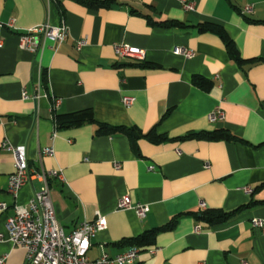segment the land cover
Wrapping results in <instances>:
<instances>
[{
  "label": "crops",
  "instance_id": "0c3cea01",
  "mask_svg": "<svg viewBox=\"0 0 264 264\" xmlns=\"http://www.w3.org/2000/svg\"><path fill=\"white\" fill-rule=\"evenodd\" d=\"M97 1L109 2V8L92 10L73 0H0V24L13 22L0 27V203L7 205L0 212V255H7L5 264H26L24 249L7 241L4 225L13 205L25 207L44 182L66 234L104 217L106 228L90 239V261L124 253L132 247L130 239L175 220L152 245L137 247L134 264H264V231L251 225L254 219L264 223V0ZM182 1L194 9L185 10ZM246 6L252 12L242 14ZM147 18L186 27L151 26ZM61 21L68 37L57 49L51 43L36 53L18 48V35L26 29ZM200 23L223 27L245 63L229 58L217 35L198 33ZM81 39L86 45L77 50ZM116 44L143 50L145 59L117 58ZM175 47L193 56L174 55ZM194 76L209 81L210 89L192 85ZM36 87L47 97L22 99L23 91ZM123 97L134 101L124 106ZM52 98L61 99L55 111ZM84 109L98 123L142 133L154 128L168 140L140 139L134 151L123 135L97 136L93 124L57 129L56 115ZM216 109L224 118L210 122ZM216 129L241 141L174 140ZM3 143L25 146L29 168L44 175L32 177L16 198L7 193L14 165ZM47 147L53 157L41 154ZM58 170L63 181L49 175ZM125 195L132 205L148 207L143 218L117 209ZM237 209L213 226L192 216Z\"/></svg>",
  "mask_w": 264,
  "mask_h": 264
},
{
  "label": "built area",
  "instance_id": "2783aa9c",
  "mask_svg": "<svg viewBox=\"0 0 264 264\" xmlns=\"http://www.w3.org/2000/svg\"><path fill=\"white\" fill-rule=\"evenodd\" d=\"M50 1V0H48ZM182 6L187 11H192L194 6L192 3L182 1ZM252 12L251 6H246L242 10V14ZM8 28L13 26V22L9 21L6 24H0V27ZM68 37V28L61 21L57 26H51L48 23L40 24L18 35V48L36 53L44 49L47 43H51V47L57 49L62 45ZM86 45V39H81L76 43V49L79 50ZM2 43L0 42V47ZM115 56L119 59L128 58L137 62H143L145 52L141 49L131 47L126 44H116L113 46ZM174 55L182 56L189 59L193 56L192 51L175 47L172 51ZM47 96L42 93L39 87L34 88L31 93L26 90L22 92L23 100H32L38 102ZM134 99L131 97H123L122 103L124 106H130ZM61 104V99L52 98L51 111H55ZM224 113L216 109L208 115L210 122L223 120ZM1 148L8 151L13 159L14 172L8 177L7 193L16 198L20 189L26 185L32 177L43 179L44 175L37 174L28 166L25 146H11L8 143H3ZM42 155L53 157L54 150L52 147L44 148ZM115 169L119 170L120 165L115 164ZM205 169H209V164H205ZM51 177L63 181L61 170L51 171ZM245 191L250 192L249 189ZM199 207L204 210V204L200 203ZM7 209L5 203H0V212ZM118 210H133L138 218H143L148 212V207L144 205H132L128 195L121 197L117 201ZM251 225L264 231V223L259 219H254ZM7 233V241L13 247H21L25 251L26 264H134L137 260L140 249L131 247L124 253L110 257L106 254L99 258L90 261L87 257V252L90 248V239L98 232L106 228L104 217L97 215L94 221L84 222L76 227L71 233L66 234L63 228L58 224L53 203L50 197V192L47 184L34 193L29 203L25 206L13 205V215L8 216L5 225ZM200 230L196 227L195 232ZM3 236L0 235V241ZM154 249L149 252L154 253ZM7 255H0V264H5Z\"/></svg>",
  "mask_w": 264,
  "mask_h": 264
},
{
  "label": "trees",
  "instance_id": "16d2710c",
  "mask_svg": "<svg viewBox=\"0 0 264 264\" xmlns=\"http://www.w3.org/2000/svg\"><path fill=\"white\" fill-rule=\"evenodd\" d=\"M79 4L86 6L92 10L105 9L109 8V2H101L97 0H73ZM149 25L158 26L160 28H176V29H184L186 26L179 21H160L153 22L149 18H147ZM198 33H211L217 35L222 42L224 43L226 52L233 61L238 63L239 65L245 63L240 57L239 53L228 35V33L223 29V27L213 24V23H200L196 26ZM43 84L46 85V79H43ZM192 85L200 88L203 91H208L211 87V83L204 78L194 76L192 77ZM84 124H93L96 126L95 134L97 136H111L115 134H120L125 136L131 148L134 151H137V141L140 139L148 140L149 142L159 144L168 140L166 135H158L155 132V129H151L146 133H142L136 127H124V126H112L103 123H98L94 120L93 113L90 109H84L81 111H77L69 114H62L55 116V125L57 129H65L71 127H80ZM174 140L179 141H209V142H219V141H241L236 139L228 130L226 129H216L213 131H205L197 134H188L184 137H178ZM232 212H223L221 210H208L203 211L201 213H193L192 216L199 222L206 223L209 226L218 225L227 221L236 211ZM175 220L170 221L166 225L148 230L141 235L132 238L128 241L129 245L132 247H146L152 245L154 243L155 236L164 231L171 230L174 226Z\"/></svg>",
  "mask_w": 264,
  "mask_h": 264
}]
</instances>
